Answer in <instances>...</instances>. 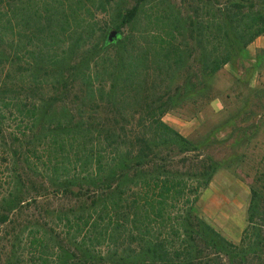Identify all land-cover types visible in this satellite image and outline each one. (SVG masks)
<instances>
[{"label": "trees", "instance_id": "16d2710c", "mask_svg": "<svg viewBox=\"0 0 264 264\" xmlns=\"http://www.w3.org/2000/svg\"><path fill=\"white\" fill-rule=\"evenodd\" d=\"M198 2L0 0V264H264L263 193L227 239L194 211L217 161L162 119L248 60L264 0Z\"/></svg>", "mask_w": 264, "mask_h": 264}, {"label": "rangeland", "instance_id": "374dc122", "mask_svg": "<svg viewBox=\"0 0 264 264\" xmlns=\"http://www.w3.org/2000/svg\"><path fill=\"white\" fill-rule=\"evenodd\" d=\"M113 1L123 7L132 3ZM167 1L185 21L193 19L200 6L199 0ZM110 20L108 26L116 22ZM133 27H124V36ZM245 62L236 58L234 67L226 64L206 88L190 92L162 117L217 161L218 168L201 191L194 211L233 242L239 241L246 225L251 189L258 188L264 195V74L253 81ZM189 75L194 78L192 70ZM183 78L184 74L175 76L172 85Z\"/></svg>", "mask_w": 264, "mask_h": 264}, {"label": "crops", "instance_id": "0c3cea01", "mask_svg": "<svg viewBox=\"0 0 264 264\" xmlns=\"http://www.w3.org/2000/svg\"><path fill=\"white\" fill-rule=\"evenodd\" d=\"M245 54L253 81L264 74V33L255 38L246 48Z\"/></svg>", "mask_w": 264, "mask_h": 264}, {"label": "water", "instance_id": "95a60500", "mask_svg": "<svg viewBox=\"0 0 264 264\" xmlns=\"http://www.w3.org/2000/svg\"><path fill=\"white\" fill-rule=\"evenodd\" d=\"M116 37H117V30L111 29L107 34L106 40L107 42H112ZM73 190L77 191L78 187H74Z\"/></svg>", "mask_w": 264, "mask_h": 264}]
</instances>
